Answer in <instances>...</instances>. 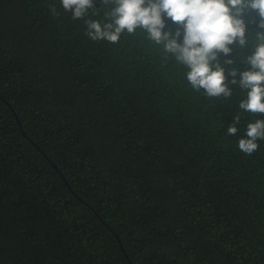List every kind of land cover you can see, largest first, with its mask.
Listing matches in <instances>:
<instances>
[{
	"label": "trees",
	"instance_id": "obj_1",
	"mask_svg": "<svg viewBox=\"0 0 264 264\" xmlns=\"http://www.w3.org/2000/svg\"><path fill=\"white\" fill-rule=\"evenodd\" d=\"M111 7L73 20L60 0H0V264H264V139L237 146L264 114L238 84L193 90L141 29L91 40L85 20ZM243 19L246 45L217 61L228 81L259 43Z\"/></svg>",
	"mask_w": 264,
	"mask_h": 264
},
{
	"label": "clouds",
	"instance_id": "obj_2",
	"mask_svg": "<svg viewBox=\"0 0 264 264\" xmlns=\"http://www.w3.org/2000/svg\"><path fill=\"white\" fill-rule=\"evenodd\" d=\"M105 7V23L85 20L87 36L112 44L119 42L125 31L133 34L137 29L147 33L156 44L163 43L164 51L173 54L178 63L188 69L186 80L195 91L203 89L208 97H231L228 84L239 85L246 92L239 108L248 113L264 114V0H102ZM62 8L70 12L73 20L82 19L91 9L94 0H60ZM53 15L54 5H50ZM258 16L254 51L246 57L247 70L228 73L217 61L231 65L232 46L246 45V11ZM99 15V11L95 13ZM179 26L173 34L164 31L165 20ZM182 30V31H181ZM239 75V79L236 77ZM227 81V82H226ZM241 117L235 116L227 128V134L235 136ZM264 139V119L247 124L244 138L237 141L238 149L252 155L258 150V140Z\"/></svg>",
	"mask_w": 264,
	"mask_h": 264
},
{
	"label": "water",
	"instance_id": "obj_3",
	"mask_svg": "<svg viewBox=\"0 0 264 264\" xmlns=\"http://www.w3.org/2000/svg\"><path fill=\"white\" fill-rule=\"evenodd\" d=\"M4 102L7 104L6 101H4ZM11 111H12V113L14 114V112H13L12 109H11ZM14 116H15V114H14ZM15 121H16L17 124H19L18 119H17L16 116H15ZM18 126H19V125H18ZM50 163H51V162H50ZM51 165H52L53 168L58 172V174H59V176L61 177V179L63 180V182L66 184L67 188L70 190V188H69V186L67 185V182H66L65 178L62 176V174L57 170V168H56L52 163H51ZM70 191H71V190H70ZM116 238H117V240H119L118 237H116ZM120 247H121V245H120ZM123 254H124V256L127 258L125 252H124ZM128 262H129V264H131L130 261H128Z\"/></svg>",
	"mask_w": 264,
	"mask_h": 264
}]
</instances>
